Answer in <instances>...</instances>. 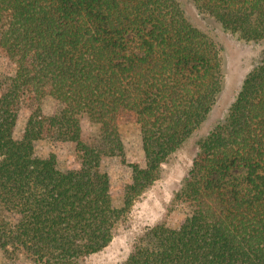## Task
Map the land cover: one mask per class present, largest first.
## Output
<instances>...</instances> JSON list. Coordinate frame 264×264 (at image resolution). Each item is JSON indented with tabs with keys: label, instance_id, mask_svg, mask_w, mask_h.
Listing matches in <instances>:
<instances>
[{
	"label": "trees",
	"instance_id": "1",
	"mask_svg": "<svg viewBox=\"0 0 264 264\" xmlns=\"http://www.w3.org/2000/svg\"><path fill=\"white\" fill-rule=\"evenodd\" d=\"M240 40L264 42V0H189ZM0 251L32 264H80L106 247L133 200L183 144L195 153L174 198L189 214L134 238L122 264H264V49L225 114L214 40L180 0H0ZM59 104L51 113L42 103ZM27 108L23 132L13 131ZM88 118L98 132L82 136ZM138 124L143 163L112 204L105 157ZM40 138L74 144L76 168L36 156Z\"/></svg>",
	"mask_w": 264,
	"mask_h": 264
},
{
	"label": "rangeland",
	"instance_id": "2",
	"mask_svg": "<svg viewBox=\"0 0 264 264\" xmlns=\"http://www.w3.org/2000/svg\"><path fill=\"white\" fill-rule=\"evenodd\" d=\"M186 17L192 24L205 31L214 40L219 51L222 66V89L210 114V122H216L226 112L229 104L239 90L245 73L259 59L264 49V42H245L235 35L224 31L212 21L197 13L189 0H180ZM13 67L12 62L0 53V78ZM59 104L53 98H46L42 103V112L51 114ZM28 115L27 108H21L13 131L15 138H20ZM84 138L95 135L98 125L88 118L81 121ZM122 141V154L105 157L102 168L107 172L109 192L112 204L122 206L123 187L130 181V164L142 165L143 152L139 126L133 122L119 125ZM33 152L36 156L47 157L52 153L55 165L59 170L76 168L74 144L70 141L40 138L33 141ZM195 153L193 140L183 144L162 165L159 177L135 198L117 224L109 244L102 250L85 257L80 264H122L127 257L133 240L147 226L163 221L169 227H177L189 214V206L174 198L182 177L188 169ZM0 264H32L19 256L8 259L0 251Z\"/></svg>",
	"mask_w": 264,
	"mask_h": 264
}]
</instances>
